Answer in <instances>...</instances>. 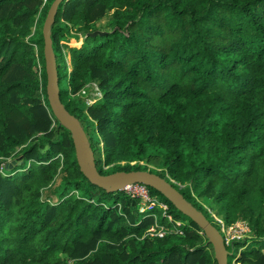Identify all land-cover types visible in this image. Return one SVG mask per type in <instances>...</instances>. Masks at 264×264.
<instances>
[{"label": "trees", "instance_id": "16d2710c", "mask_svg": "<svg viewBox=\"0 0 264 264\" xmlns=\"http://www.w3.org/2000/svg\"><path fill=\"white\" fill-rule=\"evenodd\" d=\"M54 1L0 0V168L25 158L24 171L0 172V264H217L203 229L159 190L147 185L168 208L142 216L139 198L81 171L47 92L42 27ZM108 11L105 35L91 36ZM79 34L81 46L64 44ZM52 38L72 62L61 100L100 172L144 170L131 162L153 157L205 215L195 195L214 194L227 226L250 223V237L226 245L228 264L238 254L264 264V0H68ZM92 83L103 97L87 106ZM156 221L163 237L148 234Z\"/></svg>", "mask_w": 264, "mask_h": 264}, {"label": "water", "instance_id": "95a60500", "mask_svg": "<svg viewBox=\"0 0 264 264\" xmlns=\"http://www.w3.org/2000/svg\"><path fill=\"white\" fill-rule=\"evenodd\" d=\"M68 0H55L49 10L48 16L44 23L43 33L45 37V60L48 74V97L51 107L58 120L67 126L72 132L76 146L77 159L84 175L94 184L107 189L110 192L124 190L125 186L139 182L152 186L164 194L179 210L188 215L195 221L210 238L215 248L217 263L228 264V249L224 239L217 228L210 223L205 214L198 210L192 203L188 202L180 191L173 184L162 178L160 175H155L146 171H117L110 175H102L96 166L95 153L90 148L89 138L81 123V121L71 114L63 102L60 94V77L57 66V56L53 46L52 26L55 23L59 6L62 2ZM91 36L105 35L103 31H95ZM86 154V156H85ZM23 158V157H21ZM90 162V163H89ZM17 163L16 160L13 164ZM89 163V164H88ZM13 164L9 165L13 168Z\"/></svg>", "mask_w": 264, "mask_h": 264}, {"label": "rangeland", "instance_id": "374dc122", "mask_svg": "<svg viewBox=\"0 0 264 264\" xmlns=\"http://www.w3.org/2000/svg\"><path fill=\"white\" fill-rule=\"evenodd\" d=\"M50 1V0H49ZM48 0L45 1V3H47ZM113 15H114V11H108L95 25L97 26L98 30L97 31H103L105 32L108 27H109V24L110 22L112 21L113 19ZM55 24V23H54ZM44 28V25L43 27ZM85 38H86V35H83V34H79L78 37H74V38H71V39H68L67 41L64 42L69 44L70 46H81L83 44V42L85 41ZM63 50V54L60 52V51H57L58 53V58H57V66H58V63L60 64V73H61V82H59V87H61L62 89L64 88H69V84L67 82V77H66V74H65V70L68 68V70H72V62H71V56H70V52L67 48L64 47ZM65 61L67 62V67L65 66ZM43 64L39 65L38 67V72H39V75L40 73L43 72ZM45 70L47 71V66L45 67ZM48 78V77H47ZM40 81L42 82V85H44V78L42 79L40 77ZM47 87H48V79H47ZM46 87V86H45ZM99 88L98 85L96 83H92L90 84L86 89H87V94L86 95H83L84 96V100L86 103V105L88 106V99L89 98H96L100 91L97 89ZM103 94V93H102ZM44 100V104L46 103V98L44 97V94L42 93V100L40 101V103ZM62 101V100H61ZM98 101V100H97ZM95 103V102H93ZM52 109V107H51ZM53 111V109H52ZM54 113V111H53ZM55 115V114H54ZM57 118V117H56ZM58 119V118H57ZM61 123V122H60ZM55 124V122H54ZM62 124V123H61ZM63 126H65L67 128V126L65 124H62ZM70 130V129H69ZM101 147H103V144H101ZM96 155V154H95ZM86 156V154H85ZM23 157L20 153H16V155H14L13 157L7 159V161L5 163H3V170L0 168V172H3L4 174L10 170V172H7L8 174H12V173H19L21 171H24L25 170V167L21 168L20 166H22V164L24 163V160L25 158H21ZM101 156H95V161H97V159H99ZM16 160L17 163L13 164V161ZM30 160V159H29ZM31 161H29L30 163ZM90 163V162H89ZM88 163V164H89ZM13 164V168H10L9 165ZM122 164L124 165L125 162H122ZM132 165H136V164H140L142 165L144 168V170L142 171H146V172H150L152 174H155V175H159L158 172L162 171L161 168H159L156 164V160L152 157L150 159H146L144 161H134L133 163H131ZM96 168L97 170L100 172V169H99V165H97L96 163ZM103 170L104 171H107L110 166H105V164L103 165ZM101 173V172H100ZM102 175H110L112 173H101ZM161 176V175H160ZM162 177V176H161ZM164 179H166L168 182H170L171 184L174 185L175 184H178L168 173L166 174V177H162ZM169 179V180H168ZM60 182V179L57 181L55 187H59L61 186V182ZM139 182H134V183H130L128 184L131 185V186H138ZM175 187V185H174ZM176 188V187H175ZM48 190H44L43 191V198H47L48 197ZM196 196V199L198 201V203H200L205 211H206V218L210 221V223L212 225H214L217 230L220 232V234L222 235L223 239H224V242L225 244L227 245L228 242H230L231 240L233 239H245L247 237H250V235L252 234L251 232V229H250V223L247 222V221H239L237 223H234L230 226H227L226 223H225V219H224V216L222 214H220L219 212V207L218 205L216 204L215 202V195H209V196ZM157 201V203H159L160 201L158 197H154ZM54 201L57 200L56 197H54L53 199ZM139 207H138V210H139V213H142L143 215L142 216H145L148 214V212L152 211V209H150L148 207V203L144 200L141 199V201H139ZM145 209V210H144ZM164 209H167V208H164ZM204 213V212H203ZM189 222L188 221H184L183 223H179V225H188ZM183 226H179V228H175L173 227L174 229L173 230H176L175 232L176 233H182V227ZM162 228L165 229V227H163V224H161L159 221L157 222L156 221V225H153L148 231L150 230H155V232H158L160 230H162ZM204 231V230H203ZM205 232V231H204ZM203 233V232H202ZM147 234V233H146ZM207 235V234H206ZM207 240H206V244H211V247L214 249V257L217 261V257H216V252H215V248L213 246V243L210 242V238L207 236ZM209 252H212V249L209 248L208 249ZM240 257V255L238 254V257L235 259L234 261V264H241L239 263L238 261V258ZM78 260H69V263L68 264H77ZM218 264V263H217Z\"/></svg>", "mask_w": 264, "mask_h": 264}, {"label": "built area", "instance_id": "2783aa9c", "mask_svg": "<svg viewBox=\"0 0 264 264\" xmlns=\"http://www.w3.org/2000/svg\"><path fill=\"white\" fill-rule=\"evenodd\" d=\"M45 1L46 0H44V3H45ZM97 89L100 91V93L96 98H89L87 100L89 105L94 104L93 102H96L97 100H99L103 97L101 90L99 88H97ZM80 93L83 95H86L87 89L86 88L82 89V91ZM131 163H133V162H131ZM3 168H4V166L2 165V169ZM138 184H139L138 186L137 185L136 186L126 185L124 188V191L126 193H128L129 195H131L132 197L139 198L140 201H141V199L146 201L148 203L147 205L150 209H152L153 207L155 208L156 206L168 208V206L164 203H161V202L157 203L156 199L153 196H151L150 191L148 189V186L146 184H143V183H138ZM158 201H160V200H158ZM170 219H171V216H170ZM166 233H168V232L164 228H162V230H160L158 232H155V230L148 231V234L152 237H154V236L163 237Z\"/></svg>", "mask_w": 264, "mask_h": 264}, {"label": "bare ground", "instance_id": "6f19581e", "mask_svg": "<svg viewBox=\"0 0 264 264\" xmlns=\"http://www.w3.org/2000/svg\"><path fill=\"white\" fill-rule=\"evenodd\" d=\"M174 83V82H173ZM168 97V96H167Z\"/></svg>", "mask_w": 264, "mask_h": 264}, {"label": "clouds", "instance_id": "9594fccd", "mask_svg": "<svg viewBox=\"0 0 264 264\" xmlns=\"http://www.w3.org/2000/svg\"><path fill=\"white\" fill-rule=\"evenodd\" d=\"M100 100V99H99Z\"/></svg>", "mask_w": 264, "mask_h": 264}]
</instances>
